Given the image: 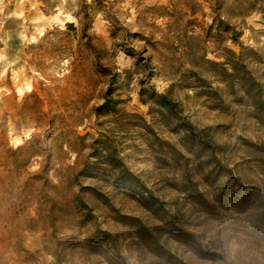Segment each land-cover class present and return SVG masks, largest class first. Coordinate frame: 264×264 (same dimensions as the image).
<instances>
[{
  "label": "rangeland",
  "instance_id": "1",
  "mask_svg": "<svg viewBox=\"0 0 264 264\" xmlns=\"http://www.w3.org/2000/svg\"><path fill=\"white\" fill-rule=\"evenodd\" d=\"M0 264H264V0H0Z\"/></svg>",
  "mask_w": 264,
  "mask_h": 264
},
{
  "label": "trees",
  "instance_id": "2",
  "mask_svg": "<svg viewBox=\"0 0 264 264\" xmlns=\"http://www.w3.org/2000/svg\"><path fill=\"white\" fill-rule=\"evenodd\" d=\"M155 96H157L160 99H164V97L162 95H155ZM164 108H167V107L164 106ZM190 129H191V126L186 125V131H189ZM102 234L106 235V233H102Z\"/></svg>",
  "mask_w": 264,
  "mask_h": 264
}]
</instances>
